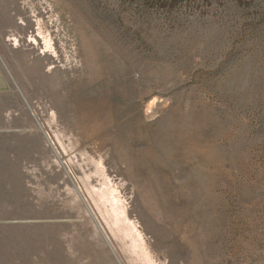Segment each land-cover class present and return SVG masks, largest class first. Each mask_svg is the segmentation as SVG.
<instances>
[{"label": "rangeland", "instance_id": "obj_1", "mask_svg": "<svg viewBox=\"0 0 264 264\" xmlns=\"http://www.w3.org/2000/svg\"><path fill=\"white\" fill-rule=\"evenodd\" d=\"M0 63V264H264V0H0Z\"/></svg>", "mask_w": 264, "mask_h": 264}, {"label": "crops", "instance_id": "obj_2", "mask_svg": "<svg viewBox=\"0 0 264 264\" xmlns=\"http://www.w3.org/2000/svg\"><path fill=\"white\" fill-rule=\"evenodd\" d=\"M11 82L10 78L7 77L2 69L0 63V215L3 216V207L14 206L15 204L10 203L12 200H18L21 198L22 193H24V179L20 177L23 173V169L20 170L17 159L19 154L25 152L26 148L29 150L27 144L23 145V139L21 135L19 136L13 128L4 119V113L6 111V106H10V102L6 101L7 98L11 97ZM29 136L28 134H26ZM31 136V135H30ZM30 139L27 138L26 142ZM16 144L15 151L18 154L10 153L9 166L6 168L4 161L6 160V154L2 148L7 144L11 147V144ZM13 147V145H12ZM25 147V150H24ZM8 148V147H7ZM26 150V151H27ZM8 154V153H7ZM1 222L8 223V220L1 219Z\"/></svg>", "mask_w": 264, "mask_h": 264}]
</instances>
